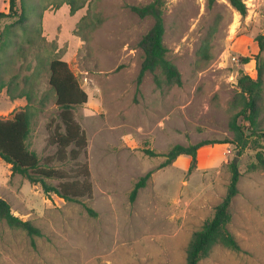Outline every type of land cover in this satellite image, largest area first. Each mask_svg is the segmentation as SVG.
<instances>
[{"label":"rangeland","instance_id":"1","mask_svg":"<svg viewBox=\"0 0 264 264\" xmlns=\"http://www.w3.org/2000/svg\"><path fill=\"white\" fill-rule=\"evenodd\" d=\"M151 1L87 0L74 15L67 3L50 6L41 33L7 69V81L18 74L15 94L33 85L28 145L41 165L65 175L48 181L80 186L88 166L92 194L79 201L47 194L40 184L11 176L5 162L0 195L42 235L32 237L0 220V264H185L193 234L226 195L233 161L242 175L229 229L241 250L216 245L198 264H264V166L250 167L264 141L251 142L242 152L232 143H216L198 153L193 169L190 155L161 167L163 154L177 143L234 138L229 121L239 77L258 75L255 38L264 35V0H244L246 15L229 0H165V44L182 73L180 86L158 85L161 70L146 72L139 82L140 40L154 19L140 17L132 6ZM8 11L9 0H0V12ZM54 57L69 63L89 94L73 111L87 135L86 151L78 158L70 155L72 146L62 156L51 143L62 126L49 83ZM243 57L251 59L243 63ZM27 103L25 97L11 99L4 89L0 117H12ZM149 171L147 185L131 201L135 183Z\"/></svg>","mask_w":264,"mask_h":264},{"label":"trees","instance_id":"2","mask_svg":"<svg viewBox=\"0 0 264 264\" xmlns=\"http://www.w3.org/2000/svg\"><path fill=\"white\" fill-rule=\"evenodd\" d=\"M234 8L242 15H246L248 7L244 0H229ZM70 5V13L74 15L83 8L87 0H9V11L0 12V92L7 90L11 99L25 97L28 103L24 109L17 111L12 117H0V159L11 164V176L20 174L32 184H40L47 193H55L69 201H79L80 197L92 194V184L89 180V169L85 167V179L80 183L64 181L59 185L52 184L48 179L64 178L63 172L52 166L41 165V159L35 150L30 149L28 138L31 133V110L33 106V85L28 89L22 88L15 94L19 87L18 74L6 80L7 69L11 66L15 56L32 43L31 37L40 34L44 20V11L50 6L60 8L63 4ZM165 0H152L141 6L134 5L132 9L140 17L151 16L154 24L143 35L140 46L144 52L139 82L146 72L161 70L164 77L156 75L158 85L163 83L168 86L182 85L183 78L177 65L168 58V47L165 44ZM11 21L6 22L4 19ZM255 40L259 46L256 56L257 78L243 73L238 80L240 91L234 96L233 106L235 112L229 121V126L234 132V138L229 140H201L192 144L177 143L163 155L166 157L161 164L167 166L181 155L191 156V166H196L198 153L206 148H212L216 143H232L244 151L251 142L264 141V35H258ZM208 50L203 51V55ZM250 57H243V63H248ZM45 64L41 60L40 64ZM49 83L56 94V104L60 108L62 126L55 128L51 135V143L58 146L57 153L65 155L66 149L71 147L70 155L78 158L82 151H86L87 135L81 124L75 119L74 108L89 100L88 92L81 86L69 63L54 57L48 63ZM35 82L36 74L32 76ZM28 77L24 78L26 81ZM26 85V83H25ZM253 138V139H252ZM147 152L154 154L147 149ZM257 162L250 165L251 169L264 166V151L256 153ZM231 178L223 200L216 206L213 215L208 218L202 228L196 231L188 245L185 264H198L200 260L210 255L216 245H223L233 250H241V246L229 229L233 218V199L239 193V181L242 175L240 166L233 161L231 164ZM152 171L141 176L135 183L130 193L134 201L141 188L147 185L152 176ZM91 213H95L89 208ZM0 220L5 221L10 227L26 231L30 236L42 235L41 229L31 220L24 219L15 214L10 202L0 195Z\"/></svg>","mask_w":264,"mask_h":264},{"label":"crops","instance_id":"3","mask_svg":"<svg viewBox=\"0 0 264 264\" xmlns=\"http://www.w3.org/2000/svg\"><path fill=\"white\" fill-rule=\"evenodd\" d=\"M6 163L2 161V159H0V166H3V168H5V165ZM1 169V168H0ZM3 174H4V170H3ZM3 174L2 176H0V179L3 178Z\"/></svg>","mask_w":264,"mask_h":264}]
</instances>
